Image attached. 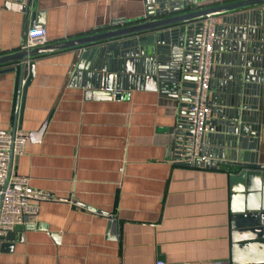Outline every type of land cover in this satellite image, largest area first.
I'll return each instance as SVG.
<instances>
[{"label": "crops", "instance_id": "obj_1", "mask_svg": "<svg viewBox=\"0 0 264 264\" xmlns=\"http://www.w3.org/2000/svg\"><path fill=\"white\" fill-rule=\"evenodd\" d=\"M26 3L0 0V56L19 51L32 29L23 9L12 10ZM220 3L226 0L199 7ZM31 7L34 28L46 30L50 45L116 29L113 22L135 21L146 4L31 0ZM84 50L32 60L17 114V72L0 66V132H12L16 119V130L27 135L11 174L30 178L33 189L54 198L39 205L34 222L10 233L0 264H232L237 253L229 176L239 169L215 141L202 150L207 159L219 154L215 169L176 162L178 101L145 79L127 82L123 92L129 100L89 90L73 75ZM258 119L259 138L251 145L264 166V83Z\"/></svg>", "mask_w": 264, "mask_h": 264}, {"label": "water", "instance_id": "obj_2", "mask_svg": "<svg viewBox=\"0 0 264 264\" xmlns=\"http://www.w3.org/2000/svg\"><path fill=\"white\" fill-rule=\"evenodd\" d=\"M206 1L216 0H145V13L135 21L113 22L111 27L116 29L92 36L20 49L0 56V66L12 65L10 71L17 72V114L20 95L32 78V60L59 51L85 49L73 75L80 77L89 90L123 92L127 82L137 85L145 79L152 89H165L178 101L179 118L174 129L175 150L180 153L188 141L184 131L196 87L203 21L216 18L208 83L212 118L205 143L215 141L220 153L227 154L239 169L229 176L231 239L237 253L232 264H264V166L258 164L256 148L251 145L260 130L264 19L262 22L259 8L264 0H226L213 7H199ZM23 12L31 18L30 27H36L31 0H27ZM15 130L16 119L12 133ZM183 151L185 154L187 149ZM218 155L214 153L192 167L215 169ZM10 238V234L0 238V255L6 254L4 243Z\"/></svg>", "mask_w": 264, "mask_h": 264}, {"label": "built area", "instance_id": "obj_3", "mask_svg": "<svg viewBox=\"0 0 264 264\" xmlns=\"http://www.w3.org/2000/svg\"><path fill=\"white\" fill-rule=\"evenodd\" d=\"M24 5L13 4L14 12H21ZM264 11V6H261ZM218 20L214 17L203 21L202 39L200 42V60L197 67V81L194 95L190 98V108L186 115L187 151L176 152V162L191 167L205 158L202 150L205 147V136L208 133V123L212 118V109L208 103V83L212 66L213 27ZM47 43L46 30L42 27L33 28L26 32L21 49L30 50ZM25 80L22 82L24 84ZM115 100H129L127 92L113 90ZM119 96L117 99L116 97ZM27 135L21 130L13 133L0 132V238L5 237L15 228L25 223L34 222L39 213V205L52 202L54 198L46 192L33 189L30 178L11 174L13 160L25 151ZM123 169L120 170L122 172ZM27 220V222H26ZM156 264H163L157 262Z\"/></svg>", "mask_w": 264, "mask_h": 264}]
</instances>
